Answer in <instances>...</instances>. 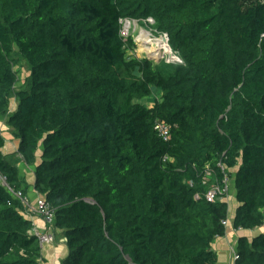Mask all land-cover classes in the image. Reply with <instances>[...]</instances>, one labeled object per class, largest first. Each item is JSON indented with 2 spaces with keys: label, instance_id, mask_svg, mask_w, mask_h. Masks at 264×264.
I'll return each mask as SVG.
<instances>
[{
  "label": "trees",
  "instance_id": "16d2710c",
  "mask_svg": "<svg viewBox=\"0 0 264 264\" xmlns=\"http://www.w3.org/2000/svg\"><path fill=\"white\" fill-rule=\"evenodd\" d=\"M125 20L167 35L180 61L129 55ZM4 120L19 145L5 154L0 128V264L45 262L15 194L30 188L21 162L55 210L63 264H216L230 203L205 195L220 162L233 227L264 226V0H0ZM236 253L264 264V232Z\"/></svg>",
  "mask_w": 264,
  "mask_h": 264
},
{
  "label": "crops",
  "instance_id": "0c3cea01",
  "mask_svg": "<svg viewBox=\"0 0 264 264\" xmlns=\"http://www.w3.org/2000/svg\"><path fill=\"white\" fill-rule=\"evenodd\" d=\"M12 141V150L10 153L17 151L19 140L12 137H6V141ZM4 152V151H3ZM5 153V152H4ZM9 154V153H5ZM39 155H41V151H39ZM21 168L22 177L26 178L28 183L30 184V188L28 189L27 195L34 202L37 197H39V193L36 191L34 187L35 183V171L33 167L28 166L25 162H21L19 164ZM235 182V181H234ZM227 200V199H226ZM238 206V205H237ZM235 203L229 209V221L227 223L226 234L222 237H218L212 244V248L217 253V262L216 264H235V251L237 250L238 241L241 236H248L249 238H254L257 234L264 232V226L253 229L255 232L251 234L252 230L245 229H235L233 227V219L235 216V211L237 209ZM233 214H232V211ZM34 223L37 228L42 231H47L49 226L45 223L44 219L41 216H36L34 218ZM42 252L45 258L44 264H63V260L68 255V246L65 238L58 231L57 238L53 243H47L42 245Z\"/></svg>",
  "mask_w": 264,
  "mask_h": 264
},
{
  "label": "built area",
  "instance_id": "2783aa9c",
  "mask_svg": "<svg viewBox=\"0 0 264 264\" xmlns=\"http://www.w3.org/2000/svg\"><path fill=\"white\" fill-rule=\"evenodd\" d=\"M175 57V56H174ZM176 61H180V58L177 56ZM156 129L158 130L160 136H162L165 140H169L171 137V126L165 121H158L156 124ZM219 166L221 167L222 171L224 172V178L222 181H215L211 184L209 189L206 192V199L210 202H216L219 200H226L228 199L231 187V177L225 170V166L220 162ZM212 170L208 168L207 175H212ZM0 179L3 184L7 185L6 177L1 174L0 172ZM16 196H18L25 208V214L34 220L36 216H41L49 229L47 231H42L36 226L33 229L35 235L38 236L41 245L47 243H53L56 240V232L55 228L53 227L54 218H55V210L51 206L47 200L39 196L33 202L28 196H25L21 191L15 192ZM227 223V222H225ZM237 253L235 251V259L237 258Z\"/></svg>",
  "mask_w": 264,
  "mask_h": 264
},
{
  "label": "rangeland",
  "instance_id": "374dc122",
  "mask_svg": "<svg viewBox=\"0 0 264 264\" xmlns=\"http://www.w3.org/2000/svg\"><path fill=\"white\" fill-rule=\"evenodd\" d=\"M150 23H153V21L151 20ZM127 24H128V21L125 20L123 25V34L127 37L129 36H133L134 38V41H135V46L133 49H130L129 50V55H134L136 56L137 58H145V57H150L152 56L153 57V60L155 61H162V60H166V61H176V57L177 55L173 54L171 49L169 52H167L166 54L165 53H161V52H158V53H155L153 51H150L148 50V45L149 44H144L143 42L140 41V36H141V33L142 32H145V33H149L150 35V39L152 41H158L159 38L163 37L162 35H156V33H154V31L150 28V27H146V26H141L139 24L138 21H131L130 20V26L127 28ZM143 44V46H142ZM169 45V44H168ZM151 47V46H150ZM155 53V54H153ZM175 56V57H174ZM159 61V62H160ZM18 68L20 69V81L22 82L24 80V78L26 77V75L28 74V66L25 62H21L19 65H18ZM21 84V83H20ZM17 106V102L15 101V99L13 98L12 99V103H11V109L14 110L15 107ZM6 120H4L2 123H1V130L3 132V135L5 137H12V134L10 132V129L7 127L6 125ZM10 150H12V141L10 140H7L6 142V145L3 147V151L5 153H10ZM233 171L235 172L236 169H233ZM231 187H230V193H229V196H228V201L230 203V207L232 206L233 203L236 204V206L238 205V201L236 200V196H235V190H234V176L231 177ZM232 211V210H231ZM232 214H233V211H232ZM256 231L252 230L251 231V234ZM58 234V232H56V235ZM57 238V236H56ZM46 264V263H45Z\"/></svg>",
  "mask_w": 264,
  "mask_h": 264
},
{
  "label": "bare ground",
  "instance_id": "6f19581e",
  "mask_svg": "<svg viewBox=\"0 0 264 264\" xmlns=\"http://www.w3.org/2000/svg\"><path fill=\"white\" fill-rule=\"evenodd\" d=\"M130 26V21L128 20L127 28ZM140 41L144 44H149L148 50L153 51L155 53L161 52V53H167L170 51V46L168 45V40L164 37L159 38L158 41H152L150 39L149 33L142 32L140 36ZM143 46V44H142ZM151 46V47H150ZM153 53V54H155Z\"/></svg>",
  "mask_w": 264,
  "mask_h": 264
},
{
  "label": "water",
  "instance_id": "95a60500",
  "mask_svg": "<svg viewBox=\"0 0 264 264\" xmlns=\"http://www.w3.org/2000/svg\"><path fill=\"white\" fill-rule=\"evenodd\" d=\"M152 21L154 22V20H152ZM163 37H164L165 39L168 40V36H167V35H163ZM149 59L153 60V57L150 56ZM159 61H160V60H159ZM159 61H158V62H159ZM233 176H234V181H235V179H236V178H235V175H233ZM234 190H235V196H236L235 182H234ZM235 216H236V211H235ZM235 216H234V217H235Z\"/></svg>",
  "mask_w": 264,
  "mask_h": 264
},
{
  "label": "clouds",
  "instance_id": "9594fccd",
  "mask_svg": "<svg viewBox=\"0 0 264 264\" xmlns=\"http://www.w3.org/2000/svg\"><path fill=\"white\" fill-rule=\"evenodd\" d=\"M228 200V199H227Z\"/></svg>",
  "mask_w": 264,
  "mask_h": 264
}]
</instances>
